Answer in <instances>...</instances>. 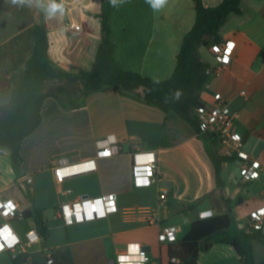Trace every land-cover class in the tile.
Wrapping results in <instances>:
<instances>
[{
	"label": "crops",
	"instance_id": "0c3cea01",
	"mask_svg": "<svg viewBox=\"0 0 264 264\" xmlns=\"http://www.w3.org/2000/svg\"><path fill=\"white\" fill-rule=\"evenodd\" d=\"M202 1L213 7L224 0ZM53 3L61 7L50 12ZM241 8L242 13L231 15L220 32V41L236 43L232 59L222 71L209 76L201 98L207 104H214L218 97L227 101L237 114L234 129L244 138L243 151L264 167V0H243ZM100 10V0H0V79L5 82L0 87V106L10 101L24 77L35 49L33 29L37 23H43L47 30L49 56L57 68L67 72L72 68L91 70L101 42V24L88 13ZM195 20L193 0H168L159 11H153L146 0H126L111 17L118 66L157 82L168 80ZM73 25L80 26V30L71 28ZM206 49L202 61L215 68L217 62L210 46ZM52 90L53 95L43 105L42 123L22 145L19 174L14 171L10 151L2 153L0 149V200H12L18 206L17 217L9 223L26 242L35 223L32 218L24 219L22 213L35 207L44 211L49 229L46 247L42 248V242L36 245L41 248L30 250L28 260L22 264H47V259L42 261L37 254L41 251L47 255L56 252L54 264H117L118 255L133 243L149 248L154 264H169L170 244L158 240L161 225L176 226L180 242L202 213L228 214L219 209L214 196L237 195L241 205L250 199L251 211L264 205V179L244 184L250 186L242 196L237 189L225 188V184L223 192L218 187L210 152L229 155V149L218 139L192 136L179 119H174L172 129L166 130L165 114L160 109L115 89L93 93L83 106L71 109H65L54 95L63 100L68 96L58 94L55 86ZM138 93L143 94V89ZM115 145L117 149L113 150L119 153L97 158L99 149ZM138 151L157 153L161 186L170 190L168 208L147 215L120 212L66 226L58 215L63 203L107 194H115L120 200L141 190L134 187L131 175V155ZM91 159L95 161L94 171L57 183L56 167ZM27 178L32 179L31 194L21 185ZM67 190L71 193L63 194ZM153 190L157 202V189ZM134 206L142 205L120 208ZM51 210L53 224L47 218ZM148 215L157 223L147 224ZM116 217L136 226L114 230ZM235 231L242 234L245 228L240 224ZM256 244L259 243L253 246L255 263L264 264L262 258L258 259ZM198 264L241 263L232 246L216 243L208 252L199 254Z\"/></svg>",
	"mask_w": 264,
	"mask_h": 264
},
{
	"label": "trees",
	"instance_id": "16d2710c",
	"mask_svg": "<svg viewBox=\"0 0 264 264\" xmlns=\"http://www.w3.org/2000/svg\"><path fill=\"white\" fill-rule=\"evenodd\" d=\"M100 1V12L88 13L101 24V42L89 71L72 68L67 72L57 68L49 56V40L44 24L37 23L33 29L35 49L27 63L24 77L12 92L10 101L0 106V148L10 151L17 174L22 164V145L42 123L43 105L46 98L53 95V86L58 94L68 96V99L63 100L54 95L65 109L83 106L85 99L93 93L115 89L123 96L160 109L165 114L166 130L172 129L174 119H179L192 136H205L200 131L196 109L202 103L201 94L209 80V66L201 60L199 51L202 47L220 42V32L228 18L242 13L243 0H224L213 7L205 6L202 0H193L195 24L183 39L173 75L161 82L120 69L116 62L111 23L116 7H112L109 0ZM262 56L264 58V51ZM4 83L0 79V87ZM139 89H143V94L138 93ZM210 158L215 166L218 187L223 192L224 169L238 158L235 155L222 156L215 151L210 152ZM119 204L154 206L155 190L141 189L124 195ZM22 216L24 219L34 220L35 229L42 237V248H45L49 229L44 211L32 207L25 210ZM231 224L228 214L195 220L182 241L168 246L169 264H198L199 254L208 252L216 243L232 246L241 264H256L253 246L254 243L264 245V235L244 231L238 237H231L227 233ZM135 226L123 223L120 217L113 220L114 230H126ZM41 255L46 260L47 254L44 251H41ZM51 256L54 264L56 252H52ZM28 258V254L18 252L17 257L12 256L11 261L12 264H22Z\"/></svg>",
	"mask_w": 264,
	"mask_h": 264
},
{
	"label": "built area",
	"instance_id": "2783aa9c",
	"mask_svg": "<svg viewBox=\"0 0 264 264\" xmlns=\"http://www.w3.org/2000/svg\"><path fill=\"white\" fill-rule=\"evenodd\" d=\"M71 28L80 30V26L73 25ZM236 43L231 40L220 41L210 45V51L217 62L215 68H209L207 73L212 75L222 71L231 61L233 51ZM197 121L202 134L209 135L216 138L220 143L229 149V155L237 156L241 163L240 176L241 182L244 184L251 183L255 180L264 179V167L259 161L255 160L243 151L244 138L234 129L237 114L233 113L223 97H218L214 104H207L202 102L196 109ZM2 153H6L8 149L0 148ZM117 146H109L101 148L97 152V158L110 157L113 154L119 153ZM107 152L108 155H102ZM131 175L136 189H157V202L156 206H134L130 208L121 209L119 200L115 194H107L96 198H83L74 202L63 203L58 208V215L66 226L75 224L95 221L98 219L107 218L111 215L124 212L125 214H132L138 212L141 214L157 213L160 210L167 209L170 201V190L161 186L162 176L159 171L158 155L155 151H138L131 155ZM90 166V167H89ZM96 169L94 160H87L76 164L60 165L54 169V174L57 183L62 184L68 178L78 176L81 174L92 172ZM70 172L71 174H66ZM143 181V182H142ZM71 191L67 190L63 194H70ZM102 202L104 215L101 216L95 210L96 201ZM11 205V207H9ZM85 205H92L91 211L92 218L89 219V210ZM80 207V219H77L76 208ZM71 211L69 216L65 209ZM0 212L6 219V222L0 225V230L7 226L11 230L12 236L15 237V242L8 246L7 241L0 240V245H3L0 250V255L6 252H11L13 257L16 258L18 252L28 254L30 249L36 245L41 244L42 237L35 230L30 232L27 241L23 242L17 235L11 224L10 220L17 217L18 206L12 200H0ZM210 213H202L200 219L211 217ZM249 224L246 226L245 231L249 233L264 235V205L251 211L248 216ZM145 222L152 225L157 223L152 216H146ZM158 240L161 244H175L178 243L177 227L173 225H161ZM47 264L53 263L51 255L46 256ZM117 264H154L151 253L145 246L133 243L129 244L125 251L118 255Z\"/></svg>",
	"mask_w": 264,
	"mask_h": 264
},
{
	"label": "rangeland",
	"instance_id": "374dc122",
	"mask_svg": "<svg viewBox=\"0 0 264 264\" xmlns=\"http://www.w3.org/2000/svg\"><path fill=\"white\" fill-rule=\"evenodd\" d=\"M207 49L206 47L201 48L200 50V58L205 59L206 58ZM69 89L72 90V88L69 87ZM224 150H222V154ZM240 166L241 163L239 160L234 161L226 166L224 169V172L222 174V180L225 184V188H233L240 191L241 196L246 195V191L248 190V186L244 185V183L241 182V176H240ZM15 171V169H14ZM16 172V171H15ZM228 178L230 179V182H228ZM0 180L3 181V179L0 176ZM11 192H16V189H12ZM245 197V196H244ZM247 198V197H245ZM214 200L217 201L219 204V209L224 210V212L228 213L231 216L232 221V228L228 230V235L231 237L234 236H240L241 234L235 231V227L239 226L240 224L243 225L244 228L248 226L249 220L247 217L249 216L251 210H252V201L250 199H246L244 205L239 204V196L237 195H226L225 193H222L221 195H217L213 197ZM47 218L49 219V223L53 224V210L48 212ZM5 221L2 218V215L0 213V225H2ZM25 223V222H23ZM41 247L40 246H34L30 250L31 251H37ZM256 253L258 256V259L262 258L264 263V247L260 244H256ZM38 256L42 261L45 259L41 255V253H37ZM13 254L10 252H6L0 255V264H11V258Z\"/></svg>",
	"mask_w": 264,
	"mask_h": 264
},
{
	"label": "clouds",
	"instance_id": "9594fccd",
	"mask_svg": "<svg viewBox=\"0 0 264 264\" xmlns=\"http://www.w3.org/2000/svg\"><path fill=\"white\" fill-rule=\"evenodd\" d=\"M126 0H109V3L112 7H118L120 4H123L125 3ZM146 3L149 4V6L151 7V9L153 11H159L161 9H163L167 4H168V0H146ZM60 5L58 4H51L50 5V12H55L57 11L58 9H60ZM106 154H108L107 152H105ZM97 206H100L101 210L99 211V214L101 216L104 215V211H103V207H102V202L100 200H97L96 201V206H95V210H97ZM85 207L89 210L88 212V216H89V219L92 218L91 216V211L93 209V206L92 205H85ZM66 213L70 216L72 213L69 209H65ZM76 216H77V219L79 220L80 219V207L77 206L76 208ZM6 230L7 232L11 233V230L5 226L4 229L0 230V231H4ZM9 247H11V244H8ZM3 248V245H0V250H2Z\"/></svg>",
	"mask_w": 264,
	"mask_h": 264
},
{
	"label": "snow or ice",
	"instance_id": "6c2138e0",
	"mask_svg": "<svg viewBox=\"0 0 264 264\" xmlns=\"http://www.w3.org/2000/svg\"><path fill=\"white\" fill-rule=\"evenodd\" d=\"M102 155H108V154L102 153ZM66 174H71V173L70 172H66ZM9 207H11V205H9ZM100 210H101L100 206H97V211L99 212ZM0 240H5V241H7L8 244H12V243L15 242V237L12 236L11 233H9L6 230H4V231H0Z\"/></svg>",
	"mask_w": 264,
	"mask_h": 264
},
{
	"label": "water",
	"instance_id": "95a60500",
	"mask_svg": "<svg viewBox=\"0 0 264 264\" xmlns=\"http://www.w3.org/2000/svg\"><path fill=\"white\" fill-rule=\"evenodd\" d=\"M21 185L23 186V188L26 190L28 194L32 193V179L31 178H27L23 180L21 182ZM84 198H89V196H84ZM146 249L149 250V248H146Z\"/></svg>",
	"mask_w": 264,
	"mask_h": 264
}]
</instances>
